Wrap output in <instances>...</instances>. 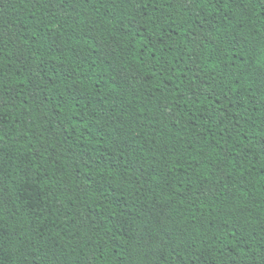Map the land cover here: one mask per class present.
I'll return each mask as SVG.
<instances>
[{
  "label": "trees",
  "instance_id": "16d2710c",
  "mask_svg": "<svg viewBox=\"0 0 264 264\" xmlns=\"http://www.w3.org/2000/svg\"><path fill=\"white\" fill-rule=\"evenodd\" d=\"M0 264H264V0H0Z\"/></svg>",
  "mask_w": 264,
  "mask_h": 264
}]
</instances>
